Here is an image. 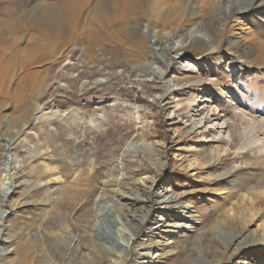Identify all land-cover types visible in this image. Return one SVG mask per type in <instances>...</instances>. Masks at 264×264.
<instances>
[{
  "label": "rangeland",
  "instance_id": "1",
  "mask_svg": "<svg viewBox=\"0 0 264 264\" xmlns=\"http://www.w3.org/2000/svg\"><path fill=\"white\" fill-rule=\"evenodd\" d=\"M218 1L0 0V140L27 124L9 152L0 264H121L95 238L109 219L135 234L124 264H264V152L243 145L251 130L264 145V33L231 38L251 28L235 11L264 4L229 0L222 29ZM201 20L218 50L178 55Z\"/></svg>",
  "mask_w": 264,
  "mask_h": 264
},
{
  "label": "bare ground",
  "instance_id": "2",
  "mask_svg": "<svg viewBox=\"0 0 264 264\" xmlns=\"http://www.w3.org/2000/svg\"><path fill=\"white\" fill-rule=\"evenodd\" d=\"M76 2V0H64V2H66V5L69 6V8L73 9V2ZM173 1V0H170ZM224 0H219L218 2H215L214 6H210L208 8L209 11H221V16L223 17L222 23L220 24V27L223 29L224 26L226 25L225 21L228 18V15H232V13L234 12V9H232L228 3L229 0H227L226 2ZM255 1V0H254ZM263 1L264 4V0ZM253 2V1H252ZM68 3V4H67ZM78 3V2H77ZM184 3H186V0H184ZM206 5H210V2H204V7H207ZM72 6V7H71ZM225 7V8H224ZM178 10V9H177ZM235 12H239L244 14L246 18V21L243 19H237L234 18V25H238L240 27H244L246 25H251L250 27V31L245 33V31H243V33H240L239 35L233 34L231 38H234V41L237 42V44L239 43L240 45L244 44V42L249 41L250 37H252L253 31L257 32V36L262 37L263 35V30H259L258 28V23L260 24V19L264 18V9H261L258 12H252L249 7H241L239 9H237ZM192 14H195L194 12ZM203 15V14H202ZM165 20H168L170 22H180L182 21V19H184V14L182 12H175V11H170L164 15H161ZM204 16V15H203ZM207 20H201V24H198L197 26H193L188 30V34L189 37H187L186 40H182L181 37H179L178 39L174 40V42L172 43V47L174 50L179 51L177 54L180 56H183L184 54H187L188 56H190L193 61H197L199 60L206 52L209 51H215L218 50V48L214 45H207V44H203L201 42V36H200V32H201V27H202V23H205ZM245 24V25H244ZM6 27L9 30H14L15 26H14V20L11 19L9 21L6 22ZM184 31V28H179V31ZM144 31L147 33H150V27L149 25H145L144 26ZM242 31V29H241ZM152 32V30H151ZM159 34V32L157 30H153L152 35L154 34ZM12 34V33H11ZM171 34V33H170ZM170 34H168V32L165 33V38L168 40L170 39ZM177 35V34H176ZM161 36V35H160ZM180 36V35H179ZM157 38L162 39L161 37H155V40H157ZM171 38H177L175 36V34H173L171 36ZM230 38V41H231ZM158 40V41H159ZM187 40L189 41V43L187 42ZM192 41H195V45L192 47V49L190 51H187L186 49L191 48V43ZM233 41V40H232ZM198 42V43H197ZM160 43V42H159ZM238 44V45H239ZM161 49L164 48V50H167V45H160ZM162 51V50H161ZM9 53L8 49L6 46L1 45L0 44V94L2 92V89L6 88L5 86V81L7 79V77H9V63L4 59L6 56V54ZM142 65V64H141ZM32 74V73H31ZM35 75V74H34ZM34 75H31V86L34 85ZM30 81V79H29ZM207 89V88H206ZM5 95V94H4ZM27 126V124L23 122V124L21 125L20 128H11L12 132H11V136L8 137L9 139L7 140H0V145L3 148V153H2V158L0 160V167L3 171V178H2V182L0 184V242H8V240H6V238H4V221L7 218V216L9 215V211L6 208L7 206L5 205V201L6 198L11 195L12 193V184L9 181V177H10V173H11V167L12 165L11 160H10V147L12 146V144L15 142V140L17 138H19V136L22 134L23 129ZM251 130L249 132V134H247V137L244 140V147L247 146H252L254 145L256 148H259L260 151L264 152V145H261V143H259V141L253 140L251 139V134H252ZM250 135V136H248ZM3 139V138H0ZM168 203V202H167ZM187 213V212H186ZM184 218V216H182ZM96 240L97 241H102V248L103 250H101L103 253H105V246H109L107 247V250L109 252H111L113 255L118 256V258L120 259L121 264H124L125 262L128 261V257L126 256V253L131 252V247L134 243V241L136 240L135 234L133 232H131L129 229H127L126 226L121 225L120 223H117L114 219H109L107 220V222L104 224V226L99 227L98 232H96ZM126 242V243H125ZM143 260V259H142ZM141 264H156L157 262L153 261L151 263H149L148 261H141Z\"/></svg>",
  "mask_w": 264,
  "mask_h": 264
},
{
  "label": "trees",
  "instance_id": "3",
  "mask_svg": "<svg viewBox=\"0 0 264 264\" xmlns=\"http://www.w3.org/2000/svg\"><path fill=\"white\" fill-rule=\"evenodd\" d=\"M171 175H172L173 179L176 181L189 179L192 183H195V184H199L201 182V180L198 179V176H195L194 178L191 179L186 175L181 176L178 171H172ZM202 183H204V182H202Z\"/></svg>",
  "mask_w": 264,
  "mask_h": 264
},
{
  "label": "water",
  "instance_id": "4",
  "mask_svg": "<svg viewBox=\"0 0 264 264\" xmlns=\"http://www.w3.org/2000/svg\"><path fill=\"white\" fill-rule=\"evenodd\" d=\"M36 119H37V114H36V115L34 116V118L32 119L31 124L34 123V122L36 121Z\"/></svg>",
  "mask_w": 264,
  "mask_h": 264
}]
</instances>
